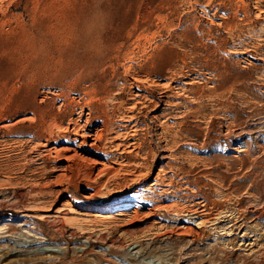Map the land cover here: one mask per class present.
<instances>
[{
	"label": "rangeland",
	"instance_id": "1",
	"mask_svg": "<svg viewBox=\"0 0 264 264\" xmlns=\"http://www.w3.org/2000/svg\"><path fill=\"white\" fill-rule=\"evenodd\" d=\"M5 1L0 264H264V0Z\"/></svg>",
	"mask_w": 264,
	"mask_h": 264
},
{
	"label": "bare ground",
	"instance_id": "2",
	"mask_svg": "<svg viewBox=\"0 0 264 264\" xmlns=\"http://www.w3.org/2000/svg\"><path fill=\"white\" fill-rule=\"evenodd\" d=\"M3 1H5V0H0V7H1V5H2V3H3ZM6 2V1H5ZM7 4H8V2H6ZM4 4V3H3ZM6 4V5H7ZM47 4V3H46ZM5 7V6H4ZM6 9H8V6H7V8ZM1 12V11H0ZM3 12V11H2ZM75 13L73 14V27H72V30L70 31V32H67V34H71L72 36H71V38L72 37H76V29H77V26H78V20H79V15H78V13H77V9H75V11H74ZM6 13H7V11H6ZM3 14V13H2ZM3 16V15H2ZM73 29H74V31H73ZM31 33V32H30ZM43 33V32H42ZM61 34V33H60ZM65 35V34H64ZM47 39L49 38V37H47V36H45ZM70 37V36H69ZM31 38V37H30ZM63 38H65V37H63ZM54 39V38H53ZM62 39V38H61ZM73 39V38H72ZM46 39H44V41H45ZM77 40V39H76ZM37 37L35 36L34 37V39H33V43H32V46H33V44L35 43L36 45H37ZM48 41H50L51 42V44H52V39H48ZM43 42V41H42ZM46 42H47V40H46ZM49 42V43H50ZM58 42V41H57ZM56 42V44H58ZM60 42V41H59ZM39 43V42H38ZM48 43V42H47ZM61 43V42H60ZM40 44H41V42H40ZM30 45V44H29ZM53 45V44H52ZM60 45V44H59ZM58 45V46H59ZM57 46V45H56ZM54 47H55V45H54ZM53 47V48H54ZM61 47V46H60ZM33 48V47H32ZM58 48V47H57ZM56 48V49H57ZM37 48L34 46V48L32 49V51H35ZM60 49V48H59ZM61 50V49H60ZM1 52V51H0ZM11 67V66H10ZM96 132V131H95ZM85 137V136H84ZM96 141V139H93V142H95ZM94 143H92L91 145H93ZM95 145V144H94ZM129 204L130 203H128V204H125V208L127 209V208H129ZM122 214V213H121ZM123 215V214H122Z\"/></svg>",
	"mask_w": 264,
	"mask_h": 264
}]
</instances>
